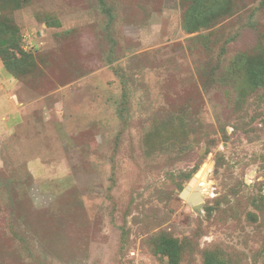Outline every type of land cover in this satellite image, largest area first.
Masks as SVG:
<instances>
[{
	"label": "rangeland",
	"instance_id": "1",
	"mask_svg": "<svg viewBox=\"0 0 264 264\" xmlns=\"http://www.w3.org/2000/svg\"><path fill=\"white\" fill-rule=\"evenodd\" d=\"M0 55V264H264V0H0Z\"/></svg>",
	"mask_w": 264,
	"mask_h": 264
},
{
	"label": "crops",
	"instance_id": "2",
	"mask_svg": "<svg viewBox=\"0 0 264 264\" xmlns=\"http://www.w3.org/2000/svg\"><path fill=\"white\" fill-rule=\"evenodd\" d=\"M26 108L27 104L20 96L18 79L10 74L0 57V165L4 163L2 141L14 137L12 134L23 120Z\"/></svg>",
	"mask_w": 264,
	"mask_h": 264
},
{
	"label": "water",
	"instance_id": "3",
	"mask_svg": "<svg viewBox=\"0 0 264 264\" xmlns=\"http://www.w3.org/2000/svg\"><path fill=\"white\" fill-rule=\"evenodd\" d=\"M201 170V169H200ZM200 170L191 178L190 183H196L197 182V177L196 175L200 172ZM189 185H187L186 188L183 189L181 195L182 197L186 198L190 205L195 206L197 209L201 207V203L203 201V198L201 196L200 188L195 187L194 190L192 191V188Z\"/></svg>",
	"mask_w": 264,
	"mask_h": 264
},
{
	"label": "trees",
	"instance_id": "4",
	"mask_svg": "<svg viewBox=\"0 0 264 264\" xmlns=\"http://www.w3.org/2000/svg\"><path fill=\"white\" fill-rule=\"evenodd\" d=\"M14 42H16V41H14V39H12V41L11 42H9L10 44H12V45H14ZM0 57L2 58V60L4 61V64H5V66H6V68H7V63H6V61H5V58L3 57V56H1L0 55ZM8 69V68H7ZM9 70V69H8ZM158 249H157V251L158 252H160V253H165V254H171V252H169V248H168V246H166L165 244H163V243H158ZM221 262H218V263H216V264H223V261L222 260H220ZM206 263L207 264H215L214 262H212L211 261V259H208L207 261H206Z\"/></svg>",
	"mask_w": 264,
	"mask_h": 264
},
{
	"label": "bare ground",
	"instance_id": "5",
	"mask_svg": "<svg viewBox=\"0 0 264 264\" xmlns=\"http://www.w3.org/2000/svg\"><path fill=\"white\" fill-rule=\"evenodd\" d=\"M208 173V169L207 168H201L200 172L196 175L197 177V183L198 184H203V182L205 181L206 175ZM190 187H196V183H190Z\"/></svg>",
	"mask_w": 264,
	"mask_h": 264
}]
</instances>
